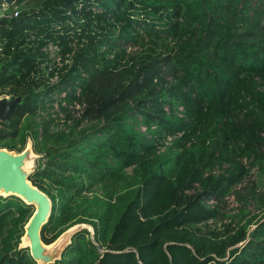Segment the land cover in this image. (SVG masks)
Listing matches in <instances>:
<instances>
[{"label": "trees", "instance_id": "obj_1", "mask_svg": "<svg viewBox=\"0 0 264 264\" xmlns=\"http://www.w3.org/2000/svg\"><path fill=\"white\" fill-rule=\"evenodd\" d=\"M12 8L0 99L23 101L0 148L30 138L41 156L30 180L53 202L45 244L94 229L56 264H264V0ZM33 213L0 199V264H36L18 248Z\"/></svg>", "mask_w": 264, "mask_h": 264}, {"label": "water", "instance_id": "obj_2", "mask_svg": "<svg viewBox=\"0 0 264 264\" xmlns=\"http://www.w3.org/2000/svg\"><path fill=\"white\" fill-rule=\"evenodd\" d=\"M17 0H6L12 7ZM2 5L0 4V15ZM22 97H5L0 99V121L8 123L11 114L22 104ZM41 156L34 151V143L29 138L22 152L0 148V199L17 198L34 213L24 227V235L19 250H28L36 264H56L63 258L64 252L72 244L73 238L83 232L94 234L89 224H76L66 230L55 242L47 245L42 240V230L51 218L53 202L51 198L30 180L36 172L37 162ZM36 164V166H35ZM27 166H30L27 168ZM27 239L28 244L24 243Z\"/></svg>", "mask_w": 264, "mask_h": 264}, {"label": "rangeland", "instance_id": "obj_3", "mask_svg": "<svg viewBox=\"0 0 264 264\" xmlns=\"http://www.w3.org/2000/svg\"><path fill=\"white\" fill-rule=\"evenodd\" d=\"M13 10H14V8L11 7V8H9V10L6 13L10 14L11 12H13ZM53 55H54V53H53ZM53 57L57 58V55L55 54ZM77 110L79 111L81 109L78 107ZM35 166H36V164H35ZM255 175H256V171L253 172V175L248 180H246L244 182L243 187L250 186L253 182H256L258 179H257V176H255ZM227 202H228V204H227V206H228L227 211L228 212H233V209H237L238 204L236 203L234 196H231L230 198H228ZM32 210H33V208H32ZM249 211L257 214V210L254 207H249Z\"/></svg>", "mask_w": 264, "mask_h": 264}, {"label": "built area", "instance_id": "obj_4", "mask_svg": "<svg viewBox=\"0 0 264 264\" xmlns=\"http://www.w3.org/2000/svg\"><path fill=\"white\" fill-rule=\"evenodd\" d=\"M0 4L2 5L0 18H6V17H11V16L17 17L18 16V14L16 12L14 14L12 12L10 14L6 13L9 10V8H11L10 6L7 5L6 0H0ZM49 51L52 53V56H54L55 54L57 55V48L56 47L51 46L49 48ZM53 53H54V55H53ZM58 61H60V60L58 59ZM142 130L145 131V129H142ZM210 203L213 204L214 202L211 201Z\"/></svg>", "mask_w": 264, "mask_h": 264}, {"label": "bare ground", "instance_id": "obj_5", "mask_svg": "<svg viewBox=\"0 0 264 264\" xmlns=\"http://www.w3.org/2000/svg\"><path fill=\"white\" fill-rule=\"evenodd\" d=\"M30 166H27V168H29ZM24 243L25 244H28V241H27V239H24Z\"/></svg>", "mask_w": 264, "mask_h": 264}]
</instances>
